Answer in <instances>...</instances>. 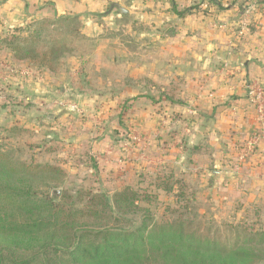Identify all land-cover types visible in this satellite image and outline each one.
<instances>
[{"label": "trees", "instance_id": "16d2710c", "mask_svg": "<svg viewBox=\"0 0 264 264\" xmlns=\"http://www.w3.org/2000/svg\"><path fill=\"white\" fill-rule=\"evenodd\" d=\"M209 2L221 8L214 0ZM64 24L70 27L78 25V21L77 18L37 21L29 27L2 31L0 56H4L12 67L21 65L32 71H48L63 79L69 78L72 70L80 67L82 81L90 98L95 100L93 104L97 111L102 105L101 100L108 103L116 100L114 105L108 106L109 110H104V115L108 117V123L115 121L125 132L130 130L126 120L140 99L148 100L159 118L165 116L169 107L186 105V79L159 84L148 78L129 80L126 75H121L116 80L108 70V57L103 66H90L82 55L77 59L80 56L65 43L50 38L54 27L64 31ZM71 33L75 38L83 37L79 25ZM70 57L75 61L69 62ZM113 72L123 74V66L118 65ZM98 73L103 74L100 75L105 81L102 86H98ZM129 85H142L143 91L147 92L123 99V92ZM6 86L11 88L10 84ZM6 86L0 83V94ZM117 91L120 93L116 95ZM17 94L21 95V92L17 91ZM15 101L2 100L0 109L11 110V105L18 107ZM111 110L115 114L108 115ZM186 119H182V123ZM38 122L39 127L57 125L56 120L48 124L40 119ZM38 128L17 125L5 128L11 134L22 135V139L15 137L22 147L14 148L28 154V160L14 158L13 150H6V145L2 144L7 138H0V264H255L259 260L261 248H264V199L254 203L250 218L246 216L240 221L225 223L228 236H220L212 227L203 233V223L192 220L199 214L194 215L196 190L193 180L187 179L171 160H163L155 166L146 162L129 166L127 162L121 174L113 172L104 179V166L89 150L72 155L69 145L60 141L63 140L61 137L52 140L45 136L42 139L40 128L36 131ZM114 129L119 131L117 127ZM3 130L0 128L1 132ZM25 133L29 134L27 142H23ZM167 134L168 137L160 136L159 143L150 147H153L155 160L169 155L173 134L180 139L187 136L182 128L168 129ZM124 141L131 149L136 148L131 140ZM53 143L61 144L67 157L75 159L77 167L86 164L93 171L79 178L80 184L60 198L40 193L33 186L40 177L65 176L62 169L66 162L60 166L44 159L47 153L53 154L58 149ZM202 148L201 145L190 149L186 146L187 167L196 164L195 155L204 154ZM233 149L231 161L234 166H230L235 169L242 147L237 145ZM55 155L57 159L60 157L59 152ZM81 155L83 161L79 160ZM123 158L126 162L127 153ZM238 180L244 185V178L238 177ZM207 185L211 189L212 184ZM225 188L224 185L218 189ZM209 194L206 201L218 199L215 192ZM240 195V208L248 211L252 203H245L244 194Z\"/></svg>", "mask_w": 264, "mask_h": 264}, {"label": "crops", "instance_id": "0c3cea01", "mask_svg": "<svg viewBox=\"0 0 264 264\" xmlns=\"http://www.w3.org/2000/svg\"><path fill=\"white\" fill-rule=\"evenodd\" d=\"M214 2L221 8L209 0H0V33L29 27L37 21L62 18L80 20L88 38L99 37L105 28L109 32L125 28L123 32L133 35L131 40L134 41L123 46L139 49V58L128 52L123 58L115 54L106 59L107 55L97 50L88 56L83 53L84 61L90 66H103L105 59L108 60V70L116 80L121 75H126L129 80L148 78L159 84L186 79L189 96L184 107H169L161 118L154 114L148 100L136 101L126 120L128 128L141 129L144 134H158L151 145L159 143L160 136L168 137V129L182 128L187 136L180 139L173 134L169 155L156 161L171 160L186 171L202 170L203 182L212 184L211 188L225 185L223 191L240 192L245 201L258 204L264 199V138L249 149V142L261 123L248 99L247 85L264 84V0ZM79 56L77 59L81 58ZM118 65L123 66V74L113 72ZM70 76L63 86L55 84L60 87L59 92L53 88L48 71H32L21 65L12 67L4 56H0V83L10 84L15 94L19 91L34 95L36 102L41 101L45 106L53 102V96L54 100L75 103L72 109L77 110L79 106L86 109L87 114L88 108L83 106L95 100L89 99V91L78 68H74ZM47 90L51 91L50 96ZM146 92L142 85H129L123 92V99ZM82 100H85L84 105ZM115 103L116 100L109 102L106 107ZM63 114L71 113L60 114V120L65 118ZM113 114L114 110L108 113ZM190 117L194 120L190 121ZM182 119L186 122L182 123ZM106 142L105 139L97 142L98 150L105 151ZM113 143L115 153L119 146ZM197 145L203 147L204 154L195 155L196 164L187 167L185 148ZM237 145L242 149L237 155L239 165L234 169L231 153ZM149 150H145L146 158ZM245 152L248 156L242 160ZM201 162L203 169L199 168ZM215 171L232 175L214 180L211 173ZM238 177L244 178V185Z\"/></svg>", "mask_w": 264, "mask_h": 264}, {"label": "rangeland", "instance_id": "374dc122", "mask_svg": "<svg viewBox=\"0 0 264 264\" xmlns=\"http://www.w3.org/2000/svg\"><path fill=\"white\" fill-rule=\"evenodd\" d=\"M78 25L80 28L82 27V22L78 20ZM78 25H73L70 27L65 26V24L62 28H65L64 31H59V27H54L55 29L51 32V39L60 40L62 43H65L68 46V49H71L72 52L76 54V56L82 55L85 53L87 56L91 55L94 51H101L103 54H106L107 57L110 58V56H114L115 54L117 56H120V58H123L122 56L124 54H129L128 52H132L133 56L135 58H139V49L136 48H128L125 49L123 45L125 43L134 41L131 40L132 36L131 34H128L127 32H123L125 28H115V30H112L109 32L106 30L96 38H88L82 30L83 37L75 38L71 31L74 28H78ZM70 30H69V29ZM133 31H139V28H131ZM47 37V36H45ZM116 43V44H115ZM129 44V43H128ZM127 44V45H128ZM116 47V48H115ZM131 49V50H130ZM69 62H74L75 58L70 57L68 58ZM105 67V66H104ZM80 71V67H77ZM98 86H102L105 81L103 80V77L101 78L100 75L103 76V74L98 73ZM105 75V74H104ZM51 76V83L53 88L55 87V84H59V86H63L62 84L66 82L68 79H70L71 76L67 79H63L61 76ZM120 79V77H117ZM71 81V80H69ZM165 83V82H164ZM6 90L3 91L2 94H0V102L4 99H14L15 102L18 104V107H14V105H11V110H1L0 109V128H4L3 132L0 131V138H7L6 141L2 142V144L6 145V150H13V156L14 158L24 159L28 160V154H25L23 152L17 151L15 148H21L22 146L19 145V139H16L15 137L19 136L22 137L19 133H10L9 131H6L5 128H9L12 125L17 126H28L30 129H34L35 127H39V119L44 122L45 124L52 123V120H56L57 125L53 128H48L47 126L39 127L36 131H40V137L42 139L47 136L48 139L55 140L57 137H61L60 140L62 143H65L69 145V150L71 151L72 155L75 154H81L85 151L89 150L91 154L97 159L99 163H101L104 166V172H103V178L106 179L110 173L115 172L116 174H121L123 170L126 169V163L128 162L129 166H132L134 163L135 166L140 165L141 162H146L148 165L155 166L158 162L154 159L156 158L154 153H152L150 148L157 139V136H159L156 133L148 132V134H144L141 129H130L127 132H125L121 127H118L117 123L106 121L107 117L104 115L106 112L104 110H108L109 107H106L108 102L101 100V106L99 110L97 111V106H94L92 101H89L88 105L83 106L84 108H88L89 113H85V110H82L79 106L78 109H72L73 105H76L75 103L65 102V101H58L54 100L53 96L51 100L52 103H46L43 104V102L39 101L36 102V99L33 97L34 95H27L25 93L15 94L12 89H8V87H5ZM3 90V89H1ZM47 94H50V90ZM57 91V92H58ZM54 92V91H53ZM61 92V91H59ZM46 94V95H47ZM62 94V93H59ZM71 98V97H70ZM73 99V98H71ZM89 99H92L89 98ZM50 100V99H48ZM74 100V99H73ZM70 101V100H69ZM83 105L84 101L82 100ZM49 102V101H48ZM65 102V103H64ZM82 106V105H81ZM10 108V106H9ZM73 110V111H71ZM86 111V112H87ZM69 114L64 115L65 118L60 120V114L62 113ZM97 113H100L98 115ZM40 114V115H39ZM98 115V116H97ZM39 116V117H38ZM59 116V117H58ZM105 117L104 120L102 117ZM50 120H48V119ZM63 126V129H62ZM118 128V132H115L114 128ZM28 133L23 134V142L26 141V137H28ZM42 135V136H41ZM79 138L80 140H77ZM151 138V139H150ZM22 139V138H21ZM102 139L107 140L105 144L106 150L101 152L98 150L99 147V141H102ZM131 140L136 145V148H133L132 151L129 149L127 143L124 140ZM25 140V141H24ZM149 140V141H148ZM151 140V141H150ZM22 141V140H21ZM114 141H116L117 145V151L115 150L114 153ZM98 142V143H97ZM54 146H57V150L51 153H47V155L44 157L45 160L50 161L52 164L55 165H62L63 162L65 176H52L47 175V177H40L36 179V181L33 183V186L37 191L40 193H47L53 196L54 191H58L59 195L58 198L68 193V191H71L74 187L78 186L80 184L79 178H83L84 176L91 174L93 171L89 169V166L86 164H80L79 167H77V162H75L74 158H68L66 152L64 153L63 146L61 144L56 145V143H53ZM98 144V145H97ZM97 145V146H95ZM134 145V147H135ZM15 147V148H14ZM146 148H150V151L148 152V158L145 156V150ZM78 151V152H77ZM60 154V157L58 159L55 155L56 153ZM77 152V153H76ZM109 152H112L111 154ZM114 153V154H113ZM127 153L128 158L127 161H123V155ZM130 153V154H129ZM68 158V159H66ZM80 161H83L84 158L82 155L80 156ZM39 160H41V157H38ZM60 160V161H58ZM58 161V162H57ZM134 161V162H133ZM89 164V163H88ZM204 163L201 162L199 164V168L203 169ZM127 165V166H128ZM202 166V167H201ZM139 167H136V169ZM181 170V169H180ZM199 171V170H198ZM195 170H189L186 171L185 169H182L181 172L184 174V176L189 179L193 180V186L196 190V199L193 205V208L195 209L194 215L198 214V217H194V221L201 222L202 228L201 232L206 233V230L209 227L213 228V232L216 231L220 236H228L229 231L227 230L225 223L226 222H236L244 219V217L248 216L249 218L252 216L250 211H252V208L254 206V203L251 205V209L245 210L240 208L241 206V195L240 192H236L233 190H219L209 188L208 185L203 182L205 181L203 177V171L200 170L199 172ZM215 190V191H214ZM214 191L217 200L214 201H206L207 198L211 196L209 192ZM209 194V195H208ZM248 201H245V203ZM241 209V210H240ZM211 223V224H209ZM200 224V223H198ZM197 228V227H196ZM255 264H264V248H261V253L259 254V260L255 261Z\"/></svg>", "mask_w": 264, "mask_h": 264}, {"label": "built area", "instance_id": "2783aa9c", "mask_svg": "<svg viewBox=\"0 0 264 264\" xmlns=\"http://www.w3.org/2000/svg\"><path fill=\"white\" fill-rule=\"evenodd\" d=\"M247 94L261 123L259 130L253 134L249 142V149H252V146L257 145L259 141L264 138V84H248ZM247 156V152H245L241 159L243 160Z\"/></svg>", "mask_w": 264, "mask_h": 264}, {"label": "water", "instance_id": "95a60500", "mask_svg": "<svg viewBox=\"0 0 264 264\" xmlns=\"http://www.w3.org/2000/svg\"><path fill=\"white\" fill-rule=\"evenodd\" d=\"M115 7L118 8L121 12H123V10L118 5H115ZM211 175H212L213 179L215 180L219 176H227V177H229L232 174L231 173H227V172H221V171L218 172V171H215V172H212ZM58 195H59V192L58 191H54L53 192V196L54 197H58Z\"/></svg>", "mask_w": 264, "mask_h": 264}]
</instances>
